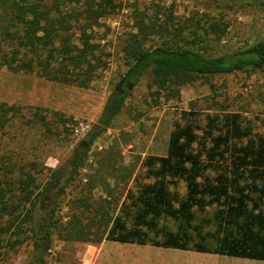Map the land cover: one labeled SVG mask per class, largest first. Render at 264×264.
Listing matches in <instances>:
<instances>
[{
  "label": "trees",
  "instance_id": "1",
  "mask_svg": "<svg viewBox=\"0 0 264 264\" xmlns=\"http://www.w3.org/2000/svg\"><path fill=\"white\" fill-rule=\"evenodd\" d=\"M201 1L228 8L257 4L264 10L262 0ZM78 2L74 5L71 1L67 8L66 0H0V68L33 72L38 67L49 80L88 87L106 66L101 57L103 47L93 41L90 31L99 26L102 18L115 13L118 5L114 0ZM138 19V32L128 33L122 47L128 69L121 81L135 84L148 75L153 93L165 100L179 98L182 87L199 77L264 68V39L240 51L208 56L189 40L185 44L176 40L148 45L150 35L169 32L168 21L155 18L147 23L146 15ZM127 90H116L109 97L89 132L88 143L111 125L123 108ZM34 119L33 124H24L35 128L43 139L61 135L60 126H64L67 136L71 134L66 126L73 119L59 112L47 115L37 110ZM19 120L23 123L18 106L0 102V137ZM254 123L240 111L182 110L170 132L166 154L144 158V173L134 178L136 193L129 189L127 201L120 207L132 217L131 227L122 214L102 212V217H92L87 225L81 224L80 217L72 216L59 231L65 239L89 241L93 230L96 243L110 240L264 260V133L255 131ZM81 159H76L67 181L72 180ZM47 169L38 155H14L0 145V257L32 240L37 264H47L53 211L44 231H38L35 225L37 200L58 179L55 170L41 190L39 179ZM130 177L132 171L128 173ZM82 202L88 205L89 198L84 197ZM214 206L219 208L217 233L222 235H211L218 240L211 247L208 235L193 225L194 209L204 211ZM126 207L132 208L134 214ZM162 217H172L186 226L163 231L159 226ZM233 226L237 232L228 229ZM192 228L200 238L195 243ZM150 232L156 236L162 233L163 238L151 236Z\"/></svg>",
  "mask_w": 264,
  "mask_h": 264
},
{
  "label": "rangeland",
  "instance_id": "2",
  "mask_svg": "<svg viewBox=\"0 0 264 264\" xmlns=\"http://www.w3.org/2000/svg\"><path fill=\"white\" fill-rule=\"evenodd\" d=\"M71 1L74 5L80 4L79 0H66L67 8L71 7ZM114 2L118 5L116 12L102 18L99 26L90 31L93 41L103 47L101 57L106 66L99 70L88 87L49 80L40 74L38 67L33 72L0 68V102L18 106L23 120V123L14 121L7 128L0 137L1 147L14 155L26 154L30 158L38 155L39 161L48 168L39 179L41 190L51 181L53 171L59 173V185L57 182L49 185L39 196L35 207L38 231H44L53 211L54 228L51 247L46 255L47 264L95 262L96 247L104 240L93 242L96 237L93 230L89 233V241L65 239L59 231V227L72 216L80 217L81 224L87 225L92 217H102V212H109L122 214L128 226L133 225L132 217L120 211V207L127 201L129 189L136 193L134 178L144 173V158L149 154H166L170 132L182 110L240 111L255 121V131L264 133V68H261L199 77L194 83L183 86L180 97L173 100L156 96L154 88L149 87L151 78L146 75L131 89L128 88L123 108L111 125L96 140L88 143L89 132L100 119L109 97L117 90L128 69L122 47L128 33L138 32L135 26L138 17L146 15L147 23L155 18L168 21L169 32L160 36L150 35V46L176 40L185 44L189 40L211 56L240 51L264 39V10L257 4L228 8L201 0ZM76 35H79L77 29ZM37 110L47 115L59 112L73 119L66 124L71 134L67 136L64 126H60L61 135L43 139L35 128L24 124H33ZM79 157H82L80 164L72 180L67 181ZM131 171L132 177L128 178ZM84 197L89 198L88 205L83 204ZM218 209L216 206L204 211L194 209L196 218L193 225L208 235L207 244L211 247L218 244L216 237L211 235H222V232L217 233ZM125 210L134 214L130 207ZM159 226L163 231H177L186 224L181 225L172 217H162ZM228 229L237 232L236 226ZM190 230L194 236L192 243L200 241L197 230ZM150 235L156 236L154 232ZM156 237L162 239L163 234ZM161 249L147 246L137 253L130 250L124 253L137 254L146 264H264L263 260L218 254L213 255L221 257V261H210L208 255L193 251ZM36 253L35 244L30 240L3 254L0 264H37Z\"/></svg>",
  "mask_w": 264,
  "mask_h": 264
},
{
  "label": "crops",
  "instance_id": "3",
  "mask_svg": "<svg viewBox=\"0 0 264 264\" xmlns=\"http://www.w3.org/2000/svg\"><path fill=\"white\" fill-rule=\"evenodd\" d=\"M147 246L153 247L154 249L163 250L161 249L163 247L152 246L149 244L141 245L137 243H123V242H118V241L104 240L99 246L96 247V250H97V256L95 260L96 263L94 262L93 264H146L145 261L144 262L141 261V258L137 254L135 255L125 254L124 251L130 250L131 252L137 253L142 248L147 247ZM191 251L195 253L208 255L210 261H215V260L221 261L220 259L221 257H218L217 255H213L214 253H209L210 254L209 255L204 252H197L194 250H185V252L187 253H192ZM185 260H189V259H185ZM253 260H257V259H253Z\"/></svg>",
  "mask_w": 264,
  "mask_h": 264
},
{
  "label": "flooded vegetation",
  "instance_id": "4",
  "mask_svg": "<svg viewBox=\"0 0 264 264\" xmlns=\"http://www.w3.org/2000/svg\"><path fill=\"white\" fill-rule=\"evenodd\" d=\"M129 84H130L129 82L121 81L117 87V90H120V92H124V89H128ZM57 185H59V183Z\"/></svg>",
  "mask_w": 264,
  "mask_h": 264
},
{
  "label": "water",
  "instance_id": "5",
  "mask_svg": "<svg viewBox=\"0 0 264 264\" xmlns=\"http://www.w3.org/2000/svg\"><path fill=\"white\" fill-rule=\"evenodd\" d=\"M132 87H133V84L130 83L128 88L131 89ZM85 144H86V142H85Z\"/></svg>",
  "mask_w": 264,
  "mask_h": 264
}]
</instances>
